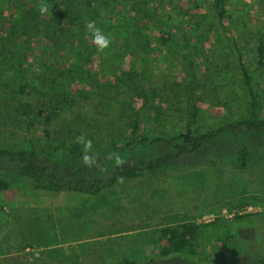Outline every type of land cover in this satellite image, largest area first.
I'll list each match as a JSON object with an SVG mask.
<instances>
[{"label":"rangeland","instance_id":"1","mask_svg":"<svg viewBox=\"0 0 264 264\" xmlns=\"http://www.w3.org/2000/svg\"><path fill=\"white\" fill-rule=\"evenodd\" d=\"M21 1L0 0V41L4 42L13 30L15 36L20 35L19 23L29 18L32 26L37 24L25 15L15 23L13 30L8 23L4 26L3 18L11 19L14 5ZM198 1L201 7L191 12H197L198 18H193L190 24L181 22V26L174 29L176 43L180 45L178 56L153 51L148 55L141 51L139 55L123 52L112 38L110 48L96 53L91 67L84 70L96 73L100 85H112L117 74L136 89L128 92L129 96L123 95L117 102L106 104L94 100L97 88H89L87 98L82 100L85 109L76 114L77 106L72 107L65 118L73 121L81 117L88 138L106 136L107 139L112 133L115 137L122 135L128 115L139 110L144 132L165 137L183 130L186 117L182 83L187 80L197 88L200 114L196 128L206 130L225 125L245 113L249 101L236 70L234 43L241 49L250 69L257 110L264 117V74L257 70L256 56L258 31L264 24V2L230 0L222 27L211 10V0ZM47 2L50 7L62 3L67 8L68 5L65 0ZM69 2L68 9L74 10L81 1ZM23 3L30 5L32 0ZM179 4L186 9L185 0ZM96 5L86 14L103 13L104 21L110 20L121 8L111 6L108 0H101V5H97L99 10H94ZM164 7L167 13L176 16L174 3ZM24 11L22 9L19 15ZM172 22L175 26L179 24L173 17ZM197 22L199 28L194 25ZM30 38L33 43L35 38L39 39V34H31ZM80 39L84 45L93 46L89 32ZM150 45L156 49L154 38ZM65 52L56 54L53 60L61 72L68 70L63 59L69 60L71 54ZM10 67L7 63L0 66V86L8 82L10 88L16 87L17 74ZM79 72L76 69L75 74ZM73 81H70L71 87L86 90L83 82ZM108 93V89L104 90L105 96ZM4 116V112L0 113V148L34 149L41 156L42 165L51 166L67 179L85 178L95 170L67 160L64 149L70 146L73 134L67 121L32 119L27 121L30 128H26L19 120L11 121ZM107 142H103L104 149ZM0 169L10 184L0 195V264L25 263L28 253L44 257L45 251V258L37 264H61L56 257L68 259L67 264H115L123 259L137 264H229L232 260L250 264L254 257L264 254V152L260 159H253L246 170L170 165L154 177L118 182L98 195L38 190L31 180L21 177L14 166L4 164ZM239 201L247 204L228 210V206ZM184 215L193 217L197 224L223 218L228 226L225 244L207 241L202 252L195 256H160L158 229L165 220ZM210 216L214 220L207 222ZM235 216L242 218L235 220ZM221 227L217 232L224 237Z\"/></svg>","mask_w":264,"mask_h":264},{"label":"trees","instance_id":"2","mask_svg":"<svg viewBox=\"0 0 264 264\" xmlns=\"http://www.w3.org/2000/svg\"><path fill=\"white\" fill-rule=\"evenodd\" d=\"M65 1H68L69 5V0ZM80 1L77 2L74 10H69L68 5L66 8V5L61 3L49 7V12L41 16L38 11V0H32L30 5L24 4L25 0H22L21 3L14 5V16L11 19L3 18L4 26L8 23L12 30L15 28V23L21 21L25 15L33 18L37 24L32 26L29 18L25 23H19L22 26L17 29L20 30V35L15 36L13 30L7 34L4 42L0 41V55L3 56L0 57V66L10 64V69L17 74L14 78L16 87L10 88L8 82L0 86V113L4 112V117L8 120H19L26 124V128H30L27 121L32 119L39 121L59 118L63 123L67 121L73 133L68 143L70 146L64 149L67 160L83 165L82 146L75 142L76 136L82 133L87 134L82 125L83 119L75 117L73 121L68 120L65 118V113L75 106L78 108L76 114L79 110L85 109L86 106L82 100L87 98L89 88H97L94 100L106 104L117 102V98L123 95L129 96L128 92L136 89L129 80L123 79L124 75L121 80L117 74H114V83L105 86L100 85V81H96V73L84 70L91 67L96 53L101 54L94 45H84L80 39L88 34L87 23L95 21L97 27L114 38L115 46L120 51L138 55L140 51L144 55L153 51L175 57L180 54V45L176 43L174 29L181 26V22L190 24L193 18H198L197 12H191L200 8L201 5L198 4V0H185L186 9H184L179 4L182 0H108L111 6L121 7L119 11H116L117 14H113L108 20L111 22L109 23L104 21L103 13H96L94 16L86 14L96 4L101 5V0ZM169 3H174L176 16L166 12L164 5ZM229 5L230 0L210 1L211 10L222 27L227 19ZM19 6L26 10L21 16L19 14L22 9ZM99 9L100 7H97L94 10ZM106 13L109 12L106 11ZM172 17L175 21L179 20L177 26L174 25L175 22H172ZM194 25L199 28L198 22ZM34 32L39 34V39L35 38L32 43L30 35L34 36ZM154 33L157 35L155 36ZM151 38L156 41V49L155 47L150 48ZM34 43L37 45H33ZM233 49L236 54V70L241 77V85L249 101L245 113L229 123L206 130L196 128L200 114L197 88L193 82L184 80L182 92L185 97L186 121L183 130L165 137L145 133L140 121L139 110L133 111L124 123L122 135L115 137L112 133L107 139L103 136L92 140L93 152L98 154L102 171L95 169L85 178L67 179L55 172L51 166L42 165L41 156L34 149L11 151L0 148V167L4 164L14 166L19 175L31 180L38 190L92 195H98L113 187L120 182L121 177L123 181L154 177L159 170L170 165H199L232 170L248 169L253 159H260L261 153L264 152V117H261L257 110L256 98L252 90L253 77L245 63L244 55L236 43L233 44ZM64 52L71 55L69 60L63 59L68 70L61 72V68L54 64L53 60L56 59V54ZM114 56L118 59L117 54ZM256 56L257 70L264 74V24L258 31ZM133 58L136 57L133 56ZM75 62L80 65L78 66ZM76 69L81 72L75 74ZM62 78L69 79V81L62 82L60 80ZM71 79L74 80L73 82H83L86 90L71 87ZM106 89L109 93L105 96L104 90ZM74 124H76L75 131H73ZM106 141H108L107 149H104L103 142ZM109 152L119 153L125 163L118 165L115 160L108 161L106 157ZM49 154L46 153L47 156ZM9 188V182L0 171V195ZM245 204H247L245 201H239L235 205L228 206V210L231 211L234 207ZM241 218L235 216V220ZM165 221L158 229L161 243L160 256L162 257L195 256L200 251L202 252L207 241L225 244L224 241L228 238V226L223 218L209 224H197L194 218L188 215L182 218L174 216ZM220 226H222L221 230L225 231L224 237L218 235L220 232H217V229ZM43 254L44 257L42 254L28 253L27 262L21 264H28L32 261L37 264V261L40 262L45 258L46 251ZM56 260H60L61 264H67L66 261H69L58 257ZM115 264L137 263L123 259ZM229 264L243 263L232 260ZM250 264H264V254L254 257Z\"/></svg>","mask_w":264,"mask_h":264},{"label":"clouds","instance_id":"3","mask_svg":"<svg viewBox=\"0 0 264 264\" xmlns=\"http://www.w3.org/2000/svg\"><path fill=\"white\" fill-rule=\"evenodd\" d=\"M49 7L50 5L47 0H41L38 7L39 14L41 16L46 15L49 12ZM86 27L91 36L92 44L96 47L98 52L104 53L110 48L112 38L109 35L105 34V32L101 28L97 27L95 21H89ZM75 142L82 146L81 160L83 166L89 169L95 168L102 171L103 168L100 164L98 154L93 152V141L82 133L75 137ZM106 159L108 161L115 160L118 165H122L123 163H125L121 159L120 154L115 152H109ZM119 179L122 183L123 177Z\"/></svg>","mask_w":264,"mask_h":264},{"label":"built area","instance_id":"4","mask_svg":"<svg viewBox=\"0 0 264 264\" xmlns=\"http://www.w3.org/2000/svg\"><path fill=\"white\" fill-rule=\"evenodd\" d=\"M213 220H214V217L213 216H210V219L207 222L213 221Z\"/></svg>","mask_w":264,"mask_h":264}]
</instances>
